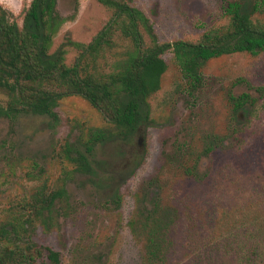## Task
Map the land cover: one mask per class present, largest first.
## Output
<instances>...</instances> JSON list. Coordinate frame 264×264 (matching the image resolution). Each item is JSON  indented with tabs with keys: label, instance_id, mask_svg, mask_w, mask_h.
<instances>
[{
	"label": "rangeland",
	"instance_id": "1",
	"mask_svg": "<svg viewBox=\"0 0 264 264\" xmlns=\"http://www.w3.org/2000/svg\"><path fill=\"white\" fill-rule=\"evenodd\" d=\"M234 1L250 3L253 18L264 20V0H131L149 18L159 41L197 38L227 22ZM28 2L0 0L15 16ZM57 7L67 19L51 49L64 44L70 64L76 51L67 41L88 40L109 10L96 0H59ZM131 48L117 34L107 50L106 70ZM163 57L167 68L148 100L150 125L129 140L98 141L88 154L91 172L77 171L68 155L86 151L91 134L109 125L84 98L61 99L53 115L0 116V225L19 223L20 229L0 240V246L32 240L58 252V263L43 253L39 264H140V211L151 207V192H158L160 203L176 210L167 264H248L241 256L251 248L256 249L251 264H264V95L242 131L200 157L196 176L165 163V153L185 142L191 144L187 164L192 165L205 136L217 140L227 134L231 115L226 93L249 90L244 83L232 86L238 78L264 87V51L206 61L194 93L173 55ZM6 99L0 92V101ZM154 180L157 184L150 185ZM50 190L64 192L34 217L35 196ZM27 217L31 220L24 224Z\"/></svg>",
	"mask_w": 264,
	"mask_h": 264
},
{
	"label": "trees",
	"instance_id": "2",
	"mask_svg": "<svg viewBox=\"0 0 264 264\" xmlns=\"http://www.w3.org/2000/svg\"><path fill=\"white\" fill-rule=\"evenodd\" d=\"M58 1L29 0L18 16L0 4V92L7 97L4 103L0 101V116L53 115L54 108L65 97L77 95L87 100L109 126L91 134L94 137L89 139L92 142L86 151L68 155L77 171L91 172L88 154L98 141L129 140L150 125L148 100L160 88L161 75L167 68L164 53L173 55L194 93L200 88L201 70L206 61L222 55L264 51V20L253 18L250 3L234 1L229 6L227 22L206 29L195 39L159 41L153 37L149 18L131 0H96L109 10V15L88 40L67 41L76 51L68 64L64 44L51 49L54 35L67 19L59 12ZM117 34L127 39L132 48L113 69L106 70L107 50ZM240 83L249 90L235 94L229 89L226 93L231 115L227 134L217 140L212 135L205 136L203 148L192 165L187 164L193 153L191 144L177 143L171 154L165 153L166 164L175 163L181 172L196 176L202 155H208L217 145L222 146L225 139L242 131L255 113L264 87L246 84L242 78L232 82V86ZM154 182L150 185L157 184ZM63 192L50 190L37 194L34 217L48 210ZM150 200L151 207L140 211L139 231L143 234L140 264H167L171 245L169 228L176 210L162 205L158 192H151ZM24 224L20 226L23 228ZM18 225L11 222L0 225V240H8L11 233L17 234ZM129 225L137 234L135 223L130 221ZM255 252L251 248L241 257L251 264ZM43 253L58 263L57 251L32 240L23 244L4 243L0 246V264H39Z\"/></svg>",
	"mask_w": 264,
	"mask_h": 264
}]
</instances>
